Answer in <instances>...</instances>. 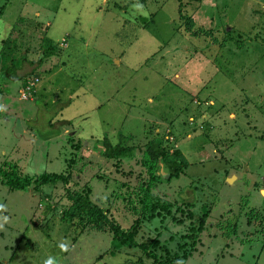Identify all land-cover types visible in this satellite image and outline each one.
<instances>
[{
	"label": "rangeland",
	"instance_id": "1",
	"mask_svg": "<svg viewBox=\"0 0 264 264\" xmlns=\"http://www.w3.org/2000/svg\"><path fill=\"white\" fill-rule=\"evenodd\" d=\"M23 59L36 63L31 75L2 77L29 69ZM49 117L68 123L41 139ZM120 137L132 150L104 158L103 140ZM152 141L164 149L158 201L133 216L125 193L148 182ZM165 158L181 161L177 178ZM8 165L60 180L24 191L0 182V264H151L143 246L160 264H264V0H0ZM87 187L123 228L136 221L134 247L108 220L80 221L68 195Z\"/></svg>",
	"mask_w": 264,
	"mask_h": 264
},
{
	"label": "trees",
	"instance_id": "2",
	"mask_svg": "<svg viewBox=\"0 0 264 264\" xmlns=\"http://www.w3.org/2000/svg\"><path fill=\"white\" fill-rule=\"evenodd\" d=\"M23 65H27L29 69L22 72L21 70L23 67L17 68V66H10L2 72V77L8 81L24 80L28 75H31L34 72L36 63L32 64V62L23 59L21 66ZM51 118L52 117H49L47 119V124L49 126L48 128L51 129L49 130L50 134H45L43 133V131L37 128L39 138L50 139L51 137L56 136L59 133V125L61 127L63 123H68V121H63V123L59 121H57V123L50 122ZM55 124H57L58 127L55 126ZM55 127L58 128V130L52 131V129H54ZM102 146L103 150L101 152V155L106 159L118 157L121 154L128 153V151L132 150L125 146L124 137H120V140L116 145H111L107 139H104L102 142ZM163 154L164 149L159 142L152 141L148 143V146L143 153L145 163L148 166L150 172L148 182L140 183L134 189L128 190L125 193L126 201H129L133 207V209L129 208L132 211L133 216L137 214L135 211L136 208L145 211L149 209L152 210L154 208L149 207L154 203L156 204L158 201L157 198L150 193V189L152 188V184L157 181V178H155V172L153 173V171L155 170L157 161L161 156H164ZM164 165L167 169L169 178H177L179 176L181 171V161L179 159L165 158ZM58 180H60V175L54 176L53 179L47 178V176H44L43 173L35 177L25 174L21 175L14 165H8L4 169H0V182L7 185L9 189L12 190L24 191L29 187L37 190L44 183H56V181ZM91 192L92 191L90 187H87L86 189H79L75 192L73 191L72 193H70V195H68L69 199L73 203V207L77 210L75 214L80 218V221L86 223L85 226L89 227V229L100 230L101 225L104 223V221L108 220L113 223L112 227L114 226V228H112V232L115 241L127 247H134L135 244L133 241V235L138 228L136 221L133 220L134 222L130 227L123 228L119 223L115 222L112 217H108L106 213L102 211V209H97L96 206H94V203L89 199V194ZM133 204H135V206H133ZM250 215L257 217L252 213V210ZM259 221L261 222V224L264 223L262 219H260ZM143 251H145L147 255L152 254L151 256H149L153 259L151 264H160L158 257H156L154 252H150L149 247L145 248V246H143ZM113 254L114 253L111 252V255Z\"/></svg>",
	"mask_w": 264,
	"mask_h": 264
},
{
	"label": "clouds",
	"instance_id": "3",
	"mask_svg": "<svg viewBox=\"0 0 264 264\" xmlns=\"http://www.w3.org/2000/svg\"><path fill=\"white\" fill-rule=\"evenodd\" d=\"M135 7L141 11L143 9V5H141V4H136ZM143 14L146 15V13H143ZM4 209H5V205L0 204V211H3ZM8 219H9L8 216L0 215V229L3 228L4 224L8 223ZM58 247L61 249V251H67L68 250V244L67 243H60L58 245ZM42 264H57V261L54 257L48 256L47 258H45L42 261Z\"/></svg>",
	"mask_w": 264,
	"mask_h": 264
},
{
	"label": "crops",
	"instance_id": "4",
	"mask_svg": "<svg viewBox=\"0 0 264 264\" xmlns=\"http://www.w3.org/2000/svg\"><path fill=\"white\" fill-rule=\"evenodd\" d=\"M31 22H33V21H32V20H31V21H29V23H31ZM56 42H58V41H56ZM12 82H14V81H12ZM14 84H15V83H11V84H10V86H11V87H14ZM33 85L35 86V85H36V83H33ZM39 90H41L42 92H44V90L42 89V87H41V86H40V89H39ZM45 92H46V91H45ZM56 99H57V97H55V100H56ZM35 102H36V101H35Z\"/></svg>",
	"mask_w": 264,
	"mask_h": 264
},
{
	"label": "water",
	"instance_id": "5",
	"mask_svg": "<svg viewBox=\"0 0 264 264\" xmlns=\"http://www.w3.org/2000/svg\"><path fill=\"white\" fill-rule=\"evenodd\" d=\"M230 181V179H228V182Z\"/></svg>",
	"mask_w": 264,
	"mask_h": 264
}]
</instances>
